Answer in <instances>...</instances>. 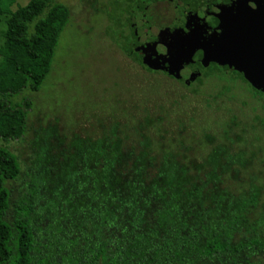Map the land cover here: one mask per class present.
Segmentation results:
<instances>
[{
    "label": "trees",
    "instance_id": "trees-1",
    "mask_svg": "<svg viewBox=\"0 0 264 264\" xmlns=\"http://www.w3.org/2000/svg\"><path fill=\"white\" fill-rule=\"evenodd\" d=\"M13 1L0 0L5 143L28 131L31 102L16 98L40 90L70 21L55 0ZM196 122L144 106L99 115L83 134L48 126L24 171L0 145V264H264L263 138L235 115Z\"/></svg>",
    "mask_w": 264,
    "mask_h": 264
},
{
    "label": "rangeland",
    "instance_id": "rangeland-1",
    "mask_svg": "<svg viewBox=\"0 0 264 264\" xmlns=\"http://www.w3.org/2000/svg\"><path fill=\"white\" fill-rule=\"evenodd\" d=\"M28 1L14 0L10 10ZM55 1L68 7L70 21L59 37L50 72L40 90L16 98L20 101L25 97L31 102L28 131L19 139L0 141L18 157L23 171L34 162L33 143L38 130L56 126L60 134H83L93 131L92 123L99 115L115 116L124 109L140 113L144 106L171 107L178 113L192 115L199 127L205 120L216 122L218 117L225 120L235 115L242 123L255 125L264 142V102L244 90L243 85L219 72L191 85L155 69L149 72L116 43L114 32L119 25L112 24L109 14L117 15V0ZM5 20L6 15H0V46ZM152 32L155 29L149 30ZM224 88L228 91L219 95ZM214 127L213 124L210 128Z\"/></svg>",
    "mask_w": 264,
    "mask_h": 264
},
{
    "label": "flooded vegetation",
    "instance_id": "flooded-vegetation-1",
    "mask_svg": "<svg viewBox=\"0 0 264 264\" xmlns=\"http://www.w3.org/2000/svg\"><path fill=\"white\" fill-rule=\"evenodd\" d=\"M116 4L117 15L109 14L119 25L116 43L130 47L129 54H139L152 70L187 85L220 72L264 102V0Z\"/></svg>",
    "mask_w": 264,
    "mask_h": 264
},
{
    "label": "water",
    "instance_id": "water-1",
    "mask_svg": "<svg viewBox=\"0 0 264 264\" xmlns=\"http://www.w3.org/2000/svg\"><path fill=\"white\" fill-rule=\"evenodd\" d=\"M165 69H166V71L168 72V69H169V67H168V66H166V67H165Z\"/></svg>",
    "mask_w": 264,
    "mask_h": 264
}]
</instances>
